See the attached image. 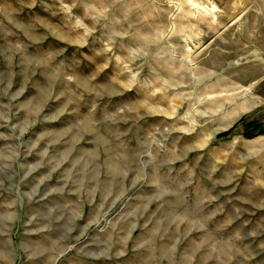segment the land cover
<instances>
[{
    "label": "rangeland",
    "instance_id": "1",
    "mask_svg": "<svg viewBox=\"0 0 264 264\" xmlns=\"http://www.w3.org/2000/svg\"><path fill=\"white\" fill-rule=\"evenodd\" d=\"M0 264H264V0H0Z\"/></svg>",
    "mask_w": 264,
    "mask_h": 264
}]
</instances>
